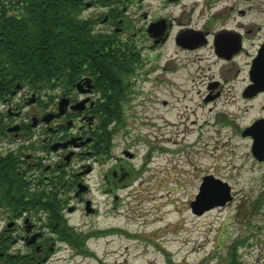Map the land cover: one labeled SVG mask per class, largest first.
Returning a JSON list of instances; mask_svg holds the SVG:
<instances>
[{
  "label": "rangeland",
  "instance_id": "374dc122",
  "mask_svg": "<svg viewBox=\"0 0 264 264\" xmlns=\"http://www.w3.org/2000/svg\"><path fill=\"white\" fill-rule=\"evenodd\" d=\"M128 7L129 33L151 21L176 22L164 43L139 42L148 49L145 54L155 51L158 58L149 76V64L133 71L138 75L131 77L136 83L126 103V122L114 136L112 164L121 162L130 175L125 181L110 178L109 194L99 189L101 176L91 178L95 187L87 197L97 214L81 205L47 218L50 223L59 219L80 241L86 233L114 232L90 238L83 247L90 256L75 255L78 247H70L48 264H264V195L258 198L264 191V163L252 154L253 140L242 135L264 118V93L243 96L264 41V0H133ZM185 27L208 32L209 44L195 50L177 46L174 37ZM225 28L245 35L244 50L230 59L220 58L213 42ZM36 109L41 104L24 111ZM133 154L135 159L129 157ZM208 174L229 182L233 199L197 215L191 202ZM244 199L249 205L238 213Z\"/></svg>",
  "mask_w": 264,
  "mask_h": 264
},
{
  "label": "flooded vegetation",
  "instance_id": "af4514ba",
  "mask_svg": "<svg viewBox=\"0 0 264 264\" xmlns=\"http://www.w3.org/2000/svg\"><path fill=\"white\" fill-rule=\"evenodd\" d=\"M173 1L182 0H169ZM131 3L133 0H95L80 9L79 17L90 21L95 34H101L105 39L115 37L116 43L120 44L117 48H97L95 51L101 52L99 63L110 62L111 65L112 57L107 59L103 53L123 51L124 59L131 55L130 59L124 60L126 70L128 67L133 71L142 69L149 64L145 70V76H149L155 69L152 63L158 54L155 51L151 56L145 54L148 49L141 45V41L157 45L164 43L172 36L176 22L168 20L166 26L163 25L167 28L162 34L160 28L154 26L155 21L129 33L124 16ZM88 10L89 14L85 15ZM155 31L159 35H154ZM190 32L204 34L206 43L193 41L182 46L179 40L184 33ZM140 33V40L136 41ZM174 38L177 46L195 50L208 45L210 37L208 32L185 27L177 31ZM221 38L238 41V51L244 50L243 33L225 28L215 34L214 45L216 39ZM263 44L264 41L257 51ZM92 61L93 58H89L74 79L52 81L55 84L52 89L48 86L35 91L19 88L13 97L0 102V264H48L54 255L63 251L60 246L75 248L66 239L69 234L60 220L49 223L47 218L52 215L60 218L65 213L80 210L81 205L86 212L88 201L92 213L97 214V208L87 197L95 187L91 178L101 176L99 189L109 194L113 192L111 187H106L110 178L119 181L124 178L125 181L130 175L121 162L115 167L112 164L113 150L117 146L114 136L121 128L119 124L125 120L126 103L134 93L131 84L136 82L131 77L138 74L125 75V86L116 96L109 79L111 75L102 69L103 62L102 66H96ZM216 84L209 85V88ZM59 91L58 97L56 93ZM31 104H41V109L24 111ZM129 157L135 159L136 154ZM128 185L125 183L122 187ZM75 249L73 252L77 253ZM75 255L69 254L68 259Z\"/></svg>",
  "mask_w": 264,
  "mask_h": 264
},
{
  "label": "trees",
  "instance_id": "16d2710c",
  "mask_svg": "<svg viewBox=\"0 0 264 264\" xmlns=\"http://www.w3.org/2000/svg\"><path fill=\"white\" fill-rule=\"evenodd\" d=\"M88 2L95 0H0V102L13 97L19 91L18 85L35 91L55 86V80L74 79L89 58H93L92 64L102 66L103 61H98L101 52L95 50L120 46L115 37L105 39L95 34L90 21L79 17L80 9ZM123 53H103L107 59L112 57L111 65L103 62L102 69L111 75L116 96L122 93L125 75L133 73L131 67L126 70L124 62L131 55L124 59ZM261 195L264 191L258 198ZM248 205L244 199L238 213ZM77 242L87 253L85 240L77 238Z\"/></svg>",
  "mask_w": 264,
  "mask_h": 264
},
{
  "label": "water",
  "instance_id": "95a60500",
  "mask_svg": "<svg viewBox=\"0 0 264 264\" xmlns=\"http://www.w3.org/2000/svg\"><path fill=\"white\" fill-rule=\"evenodd\" d=\"M163 24L164 20L155 24L160 28L159 33L161 34L165 30ZM159 33L155 31L154 35H159ZM203 37L204 34L202 33H184L179 42L182 46H187L193 41L198 42L199 44H204L206 43V40L203 39ZM215 45L218 55L226 58H230L237 53L240 48V43H238V41L227 40L226 38H221L220 40L216 39ZM250 80L251 83L244 92L245 97H253L259 92L264 91V44L252 61ZM19 86L20 85H18V87ZM242 135L253 139L251 147L252 153L257 160L264 162V118L258 119L251 126L244 129ZM232 199L233 194L231 184L213 174H208L203 178L199 187V192L196 195L195 200L191 202V208L193 213L203 215L205 212L213 208L226 205Z\"/></svg>",
  "mask_w": 264,
  "mask_h": 264
},
{
  "label": "bare ground",
  "instance_id": "6f19581e",
  "mask_svg": "<svg viewBox=\"0 0 264 264\" xmlns=\"http://www.w3.org/2000/svg\"><path fill=\"white\" fill-rule=\"evenodd\" d=\"M171 125H172V123H171Z\"/></svg>",
  "mask_w": 264,
  "mask_h": 264
}]
</instances>
